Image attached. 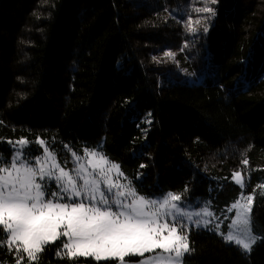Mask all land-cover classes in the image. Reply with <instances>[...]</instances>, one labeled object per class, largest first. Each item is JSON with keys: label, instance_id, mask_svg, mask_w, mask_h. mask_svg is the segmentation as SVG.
I'll use <instances>...</instances> for the list:
<instances>
[{"label": "trees", "instance_id": "1", "mask_svg": "<svg viewBox=\"0 0 264 264\" xmlns=\"http://www.w3.org/2000/svg\"><path fill=\"white\" fill-rule=\"evenodd\" d=\"M201 6L0 0V151L10 156L6 141L23 138L35 157L43 150L31 142L39 138L71 170L70 153L97 149L142 194L209 200L217 215L241 192L254 193L251 227L264 237V0H216L210 19L194 11ZM189 18L195 33L186 29ZM164 49L178 52L187 71L177 72ZM208 57L214 79L189 82ZM167 73L185 80L159 87ZM241 75L252 77L229 91ZM188 233L194 251L185 264H264V239L244 253L214 232ZM47 247L39 264H70ZM14 254L0 248V264H15Z\"/></svg>", "mask_w": 264, "mask_h": 264}, {"label": "snow or ice", "instance_id": "2", "mask_svg": "<svg viewBox=\"0 0 264 264\" xmlns=\"http://www.w3.org/2000/svg\"><path fill=\"white\" fill-rule=\"evenodd\" d=\"M215 3L203 0V6L194 11L210 13V19L215 16L210 5ZM186 29L196 32L191 18ZM203 30L206 33L208 28ZM165 56L174 59L175 54L165 52ZM6 142L11 154L6 157L0 151V248L9 253L15 249V264H39L40 254L53 250L47 247L50 245H55L58 259L70 264H185L186 256L194 251L190 248L189 222L219 232V224L209 227L216 219L210 202L192 206L171 191L159 196L142 194L130 180L119 181L124 175L120 165L102 151L85 149L83 156L73 152L75 166L69 170L39 138L31 142L43 147L35 157L31 148L25 151L30 143L26 139ZM88 157L95 162H83ZM242 163L248 164L246 157ZM233 179L245 188L239 172L233 173ZM254 198V193L241 192L232 203L228 211L234 209L235 217L223 236L244 253H250L252 245L264 239L251 228Z\"/></svg>", "mask_w": 264, "mask_h": 264}, {"label": "rangeland", "instance_id": "3", "mask_svg": "<svg viewBox=\"0 0 264 264\" xmlns=\"http://www.w3.org/2000/svg\"><path fill=\"white\" fill-rule=\"evenodd\" d=\"M165 52H172L175 54L174 56V59L178 62L177 63V72H185L187 71V66L185 65V61L181 60L178 58L177 56V53L176 51L174 50H170V49H164V55H165ZM186 58V57H185ZM215 66V63L214 61H211V57H208V60H207V63L203 69V72L201 74H194L192 77H190L191 80H189V82H196V83H200V82H204V81H207L209 79H214V76L215 73H214V67ZM252 75L250 77H247L245 75H241L233 84H230L229 87H226L229 91H234V90H239L241 88L244 87V85L251 79ZM185 79L184 78H180L178 77L177 74H172V73H167L166 75L164 76H161L158 80V86L159 87H162V86H165V85H169V84H172V83H176V82H182L184 81ZM18 141V140H16ZM15 141V142H16ZM41 146V145H40ZM42 147V146H41ZM28 149V145L26 146L25 148V151H27ZM42 150H43V147H42ZM97 150V149H96ZM99 151V150H98ZM84 154V151L82 154H77V155H80V156H83ZM88 161H92V162H95V158L93 157H88L87 160L83 161L85 163H87ZM70 162L72 164V168L75 166L74 165V158L72 156V153H70ZM113 175V178L116 179V174L113 172L112 173ZM242 177V176H241ZM119 181L121 183H127L128 181L125 179L124 175L122 177H119ZM232 181L235 183V180L233 179L232 177ZM236 184V183H235ZM237 185V184H236ZM260 185H264V183H261ZM259 185V186H260ZM239 186V185H238ZM258 186V190H261L263 189L262 187H259ZM240 187V186H239ZM183 201V200H182ZM184 203L186 204H190L192 206H196L197 205V202H199L200 206H203V204L205 202H210L209 200H196L194 202H186V201H183ZM231 207V206H230ZM229 207V208H230ZM228 208V209H229ZM228 209L222 211L220 214H216L214 211H212V209L210 208V210L213 212V215L216 219L213 220L212 224L209 225V227L211 228L213 226V224H219V232H214L216 233L217 235L219 236H224V235H227L229 229H228V225L230 224L231 222V219H233L235 217V210L233 209L231 212L228 211ZM194 219H197L196 217H194ZM226 225V232L223 233L222 230H223V227ZM193 228L195 230H206L204 229L203 227H199L197 228L194 224H192L191 222H189V228H188V231ZM252 228V227H251ZM208 231V230H207ZM210 232H213V231H210ZM228 243V242H227ZM228 244H234V243H228ZM235 245V244H234ZM254 245V244H253ZM252 245V246H253ZM237 246V245H236ZM240 247V246H238ZM241 249V247H240ZM15 252V249L13 248V250ZM156 251H159V250H156ZM242 251V249H241ZM151 255V253H145V256H149ZM83 258V257H82ZM90 259V258H89Z\"/></svg>", "mask_w": 264, "mask_h": 264}]
</instances>
